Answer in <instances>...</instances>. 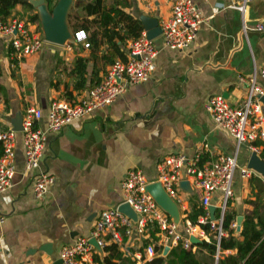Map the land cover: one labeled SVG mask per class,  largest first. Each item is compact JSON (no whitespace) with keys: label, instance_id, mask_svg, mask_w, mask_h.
Instances as JSON below:
<instances>
[{"label":"crops","instance_id":"1","mask_svg":"<svg viewBox=\"0 0 264 264\" xmlns=\"http://www.w3.org/2000/svg\"><path fill=\"white\" fill-rule=\"evenodd\" d=\"M192 1L205 19L188 48L164 47L161 37H155L158 54L147 80L129 86L111 104L73 120L60 132L48 134L40 168L52 174L54 181L42 198L34 195L35 170L26 168L22 134L17 131L12 186L0 193V210L5 215L0 224V264H60L61 248L77 236L88 235L102 210L123 201L120 183L125 172L138 168L148 180H154L157 162L172 152L187 158L199 155L200 163H210L219 154L236 155L238 168L251 169L248 177L235 170L233 198L225 209L235 213L231 227L236 234L240 232L236 230L237 216L244 219L253 208L248 200L264 186V140L254 141V150L248 143L238 145L233 136L216 126L206 103L211 96L222 94L230 104H241L247 95V86L239 80L242 75L256 73L257 82L264 84L258 74L264 65V29H255L257 24L264 26V0L247 1L243 10L235 7L243 0ZM172 2L104 0L107 7L115 5L140 19L143 30H148L145 25L155 28L156 22L168 17ZM85 4L86 0H75L67 17L71 38L61 45L46 42L19 64L10 62L8 37L0 35V130L17 126L29 107L41 110L37 124L44 127L54 99L84 97L103 78L109 64L119 58L110 56L108 44L101 40L100 29L93 22L96 15H88L83 10ZM35 14L38 11L33 5L16 3L7 21L23 20L42 35L40 19H30ZM78 30L86 33V41L90 38L97 44L85 47L74 38ZM179 194L183 199L178 208L181 219L194 207L203 208L201 190L179 184ZM260 196L264 200V190ZM212 204L214 217H218L219 192L213 194ZM151 232L134 231L127 236L120 230L121 242L115 244L123 257L135 264L155 256H162L164 264H192L206 254L199 247L205 240L199 237L192 249H185L180 244L165 245L162 236ZM112 243L107 240V245ZM150 243L156 250L153 256L145 255ZM178 247L189 250L187 263L175 259L173 252ZM235 252V248L219 249L213 254V264ZM106 254L102 249L85 263L105 264Z\"/></svg>","mask_w":264,"mask_h":264},{"label":"built area","instance_id":"2","mask_svg":"<svg viewBox=\"0 0 264 264\" xmlns=\"http://www.w3.org/2000/svg\"><path fill=\"white\" fill-rule=\"evenodd\" d=\"M247 1L250 0H243V4L237 6L230 4V7L243 10ZM204 19L194 1L173 0L169 16L159 20L161 33L158 36L161 37L163 46L176 50L188 48ZM255 29L262 31L264 26L257 24ZM0 35L8 37L9 59L13 65L39 51L46 42L28 23L17 18L4 22L0 17ZM74 38L83 41L85 47L90 46L83 30L76 31ZM157 54L155 38H149L143 30L139 36L128 40L126 59L115 58L103 78L84 97L74 101L54 99L50 103L44 127L37 124L42 117L41 110L34 107L26 109L23 117L21 116L20 132L26 168L35 170V197L42 198L54 181L52 174L40 168L48 134L60 132L73 120L84 118L94 110L111 104L129 86L147 80L155 69ZM258 74L264 80V65L259 68ZM256 76V73H252L239 77L247 86V95L241 104H230L222 94L211 96L206 103V110L216 126L233 136L238 145L248 143L252 150L256 149L252 144L254 141L264 140V84L258 83ZM16 142L17 131L13 128L0 130V193L12 186L16 170ZM236 169L244 177L252 173L246 166L238 168L236 155L219 154L210 163H200L199 155L187 158L181 152H172L160 158L157 162V178L154 180H148L138 168L128 169L120 183L123 194L121 203H127L131 207L136 220L120 212L119 205L102 210L88 235L77 236L72 244L61 248L59 260L62 264H86L91 255L107 245L108 239L120 243V230H124L127 236H131L134 231L140 234L154 231L155 235L162 236L163 244H180L185 249L194 247L191 237H199L208 244L215 240L218 244L227 233L222 226L223 216L233 198ZM182 181L201 190V206L205 212L197 224H193L187 216L183 219L180 217L179 222H176L147 190L149 184L160 183L179 208L183 205L179 194V184ZM215 192L220 193V214L211 218L209 207L213 205L212 197ZM4 221L5 215L0 210V224ZM199 224H206L207 229ZM218 252L219 248L216 254ZM155 253L154 245L148 244L145 255L153 256Z\"/></svg>","mask_w":264,"mask_h":264},{"label":"trees","instance_id":"3","mask_svg":"<svg viewBox=\"0 0 264 264\" xmlns=\"http://www.w3.org/2000/svg\"><path fill=\"white\" fill-rule=\"evenodd\" d=\"M45 2L49 10H51L57 0H45ZM16 3H24L32 7L27 0H0V17L4 22L11 15V11ZM124 5L127 6L126 3ZM83 10L88 15H96V18H93V22L100 29L101 40L102 38L106 40L110 56L113 58L119 57L123 60L126 59L127 48L124 46L127 40L139 36L143 30V24L140 19L134 18L131 14L123 10V8H117L115 5L107 7L104 4V0H86ZM73 17L75 18V16ZM30 19L35 21L39 17L35 14ZM89 44L93 46L97 43L95 40L89 38ZM263 190L264 186L258 188L253 192L252 198L248 200L253 205V208L244 215L242 228L239 233L236 234L234 228L231 227V223L235 220V213L229 210L225 211L222 226L228 232L227 237H221L218 244L215 240H213L212 244H208L206 241L199 244V247L205 250L206 254L201 260L193 263L213 264V254H215L217 248L221 250L235 248V254L225 257V260H218L217 264H264V200L260 196ZM200 214H204L203 208L200 206L194 207L189 212L188 218L193 224H197V219ZM199 225L207 229L206 224ZM153 234L154 231L151 232V235ZM235 236H239V238ZM103 250L107 252L103 258L105 264H116V262H119V264H127V259L130 261L129 264H135V261L123 257L115 243L106 245ZM188 251L178 247L174 249L173 255L175 253V259L181 258V260L187 263L191 256ZM94 260L100 261L97 256H94ZM164 263L165 261L162 256H155L147 260L144 264ZM166 264H170V262Z\"/></svg>","mask_w":264,"mask_h":264},{"label":"water","instance_id":"4","mask_svg":"<svg viewBox=\"0 0 264 264\" xmlns=\"http://www.w3.org/2000/svg\"><path fill=\"white\" fill-rule=\"evenodd\" d=\"M29 2L37 8L38 17L40 19L43 37L44 39L52 44H64L68 38H71L72 34L70 33L67 17L69 10L73 7L75 0H57L51 10H49L45 0H29ZM155 28L149 29L150 26L145 25V30L149 38H155L161 33V28L159 22H156ZM16 131L22 129L21 126V115L19 124L13 128ZM188 185L187 181H182L180 186ZM147 190L152 194L157 203L176 221L180 219L179 210L175 202L170 198L161 184L158 182L151 183L147 186ZM118 210L125 215L131 217L133 220H136V214L131 209L127 203H121L118 206ZM211 213V218H214L215 206L211 205L209 207ZM243 219L242 215H238L236 218V230L240 231L241 221ZM192 243H198L200 240L196 237L190 238ZM62 264L61 260H59Z\"/></svg>","mask_w":264,"mask_h":264},{"label":"rangeland","instance_id":"5","mask_svg":"<svg viewBox=\"0 0 264 264\" xmlns=\"http://www.w3.org/2000/svg\"><path fill=\"white\" fill-rule=\"evenodd\" d=\"M109 2H110V1H109ZM72 12H73V9L71 8V9L69 10V14H68V16H69ZM40 36L43 37V33H42V35H40ZM43 38H44V37H43ZM46 42H47V41H46ZM46 42H45V43H46ZM41 49H42V48H41ZM41 49H40V50H41ZM40 50H39V51H40ZM177 260H178V259H177Z\"/></svg>","mask_w":264,"mask_h":264}]
</instances>
